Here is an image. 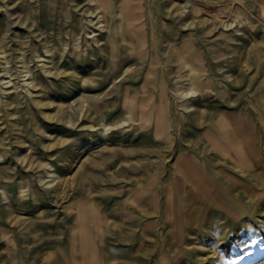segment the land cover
I'll use <instances>...</instances> for the list:
<instances>
[{"label": "rangeland", "instance_id": "rangeland-1", "mask_svg": "<svg viewBox=\"0 0 264 264\" xmlns=\"http://www.w3.org/2000/svg\"><path fill=\"white\" fill-rule=\"evenodd\" d=\"M186 1L130 0L109 33L89 23L85 0H0V264H264V169H245L253 182H239L235 174L243 173L229 166L206 169L239 202L231 214L208 212V198L197 187L190 192L176 166L179 154L226 165L209 139L220 137L221 120L234 129L225 111L245 116L264 91V0H190L184 8ZM232 1L240 11L235 23L249 18L255 27H233L229 35L237 38L228 41L217 16ZM133 11L143 13L144 38L131 36ZM91 30L98 35L88 43L106 50L80 56L75 34ZM190 41L201 73L178 51ZM23 60L37 78L32 83L21 73ZM151 70L157 77L146 76ZM161 74L170 106L157 135L154 123L129 120L122 91H158ZM194 75L208 88L188 100L184 89ZM101 93L102 100L87 103ZM72 102L84 108L74 109L68 123ZM170 189L172 209L183 213L180 225L164 219ZM90 233L93 249L84 242Z\"/></svg>", "mask_w": 264, "mask_h": 264}, {"label": "bare ground", "instance_id": "bare-ground-1", "mask_svg": "<svg viewBox=\"0 0 264 264\" xmlns=\"http://www.w3.org/2000/svg\"><path fill=\"white\" fill-rule=\"evenodd\" d=\"M129 1L130 0H85V4L83 5V8L85 9L84 13L90 15L89 17H93L92 19L88 21L93 26H96V29H106L105 31L109 30V33H110V30L112 28L111 21H113V19L117 15H120L123 13V11L125 10V6L130 8L129 6L131 5L129 4ZM188 3H191V1L187 0L186 4L184 5V8L188 7ZM238 3L239 2L237 1V4ZM239 5H241V3ZM194 6L196 7L195 3L193 7ZM211 6L212 5H210V8ZM221 6H218V7L221 8ZM141 7L142 6L140 5L139 8ZM206 8H209V6ZM219 8H216V9L219 10ZM224 9L222 10L224 11V15L223 14L219 15L220 14L219 13L218 14L219 16H217V20H219V23L221 24L223 32L227 35L226 40L229 41V40H234L237 38L236 34H234L233 36L229 35V32H232L233 27H238L236 29L237 32H240L241 27H245V26L247 27L251 26L253 28L255 27L253 25L252 20L249 18L247 20L243 17L244 19H242L238 23H235L236 19H232V17L235 15L236 17L240 16V11L233 1L230 2V4L226 5ZM142 14L140 12L135 13L133 11V13H129L128 15L129 16V26H130L129 28L131 29L130 32H131V36L133 37V40L144 38L143 31L142 32L139 31V29L142 30L140 27H143L144 25V23L141 20ZM211 16L213 15L211 14ZM263 19H264V16H263ZM185 26H188V24H185ZM87 34L88 36L86 37L81 33V31H78L75 34V42L73 45L74 49L81 50V54H79L80 56L84 54L85 55L88 54L90 56H94L98 53L102 54L104 50H106L105 44H102V46H99L96 48L92 44L88 43V40H87L89 38H94L95 36H97L98 34L96 33V31L91 30L90 32H87ZM250 37L255 38V35H252ZM80 38H82V40L85 39L86 44H81V42L79 41ZM98 41L99 40H97V42ZM103 45H105V47H103ZM142 45H145L144 42ZM46 51L50 52L51 49H47ZM178 51L181 55H183L181 58L183 59L184 64L186 66H189L191 71L195 70V72L197 73H201V71H203V69L200 70L196 67L197 62L200 61L199 60L200 56L195 50L194 42L190 41L188 43L181 45V47L178 48ZM2 52L6 53V50L4 49ZM62 53L65 54L66 50H64ZM39 57L41 58L40 61H44V62L46 61V59L43 56L39 55ZM112 57L115 58V56H112ZM7 62H9L8 59H7ZM29 63L30 62L23 60V70L21 73L24 74L23 76H28L25 79L26 82L32 79L31 81L32 83L34 80H37V78L35 76V73L32 71L31 67L29 66ZM128 69L129 68L127 67L125 71H127ZM9 72H10L9 70L6 71V73H9ZM46 72L50 73V70H46ZM122 73L124 74L123 70L120 71V73L118 74V77ZM155 73L156 71L152 73V70H151L147 73L146 76L153 77V76H156ZM12 75L13 74H10V76ZM116 79L117 78L114 77L112 81L113 85L115 84ZM160 79H161L162 85L160 86V88L157 87L158 91L150 90L149 92H146L142 95L140 94L139 91H135V92L130 91L129 88H124V90L122 91L123 93L122 103H123V107L128 108L127 116L129 117V120H140L142 122L154 123L155 132L157 135L160 134L165 129V124H167V121L169 120V106H170V99L168 98L169 91H168V86L166 84L167 83L166 78L164 77L163 74H161ZM11 81L12 79L9 81H5V83H10ZM159 81H156V82L158 83ZM148 82L149 80L145 79L143 86L146 87L148 85ZM29 84L30 83L28 84L26 83V86H28ZM190 84L191 86H189V88L184 89V95L186 96V98H188V100L192 99L194 94L198 92L199 90H202V89L204 90L205 89L204 86L207 85L206 79H199V77L197 76L193 77L191 79V82L189 81L188 85ZM14 86L15 88H18L17 83H15ZM206 88H208V85ZM104 93H106V91ZM103 94L101 93L100 95H96V96H87L85 97V99L88 100L87 103H92V102L97 103V101L103 99V96H102ZM158 96H160V99H158ZM80 102L84 103L83 100ZM73 103L74 102L70 103L71 113L66 115V118H67L66 122L68 123L69 122L72 123L74 120V119L72 120L70 119L71 117L70 115L72 114V111L74 109L77 108V109L83 110L84 108V104L82 103H80L76 108L74 107ZM250 103L252 106V110L250 111L249 109L244 108L246 110L245 116L242 115L241 109L240 110L238 109L237 117H236V113L235 114L232 112L230 113L228 110L225 111L224 116L231 119V122H233L231 126H235L234 129H231L229 131L228 126H227L228 124L226 123V121L221 120L217 123L219 129L221 130L220 137L213 136L211 139H209L212 144L210 147V150L214 153V155L217 158L226 159V162H224V164H226L225 166H216L219 162H217L216 159L205 157V155L199 157V155L197 154H193V155L179 154L177 157V161H176L177 171L182 175V180L186 183L191 182L192 185L188 189L190 192H194L193 191L194 187H197V189L203 192V195H202L203 199L205 197L208 198L209 200V205L207 206L208 212H211L213 209H223L227 213H231L233 210L236 211V209L239 206V202H237L235 198L231 197L222 186L220 185H219L220 187L216 186L215 182L213 181L212 177H210V175L207 173L206 169L208 170L214 169V170H219L221 172H226L227 166L232 167V169L233 168L238 169L243 174L238 175L237 177L236 174L232 172V175L235 174V178H237L239 182L242 181V178H245L243 180H249L247 178V174H245V169H249L254 165H256L255 166L256 168H259L261 166L260 168L264 169V91L260 92L256 100L251 99ZM102 114L105 115V111H102ZM233 114L235 116H233ZM209 132H213V131L209 130ZM235 134H239V135L237 136ZM250 136H254V139L252 140ZM1 156L3 155L0 154V157ZM249 182H253V181L249 180ZM260 182L264 183L263 178L262 179L259 178L258 184ZM178 183L179 182H176V186H178ZM170 192H172V189L166 192V196L164 199L165 213H166V216H164V219L170 220L172 221V223L174 222L176 225H180V223H182L183 221V217H182L183 213L179 212L178 210L175 211L174 209H172L173 201H172V197L170 196V194L172 193ZM3 194L4 196H6V199H11L10 193L7 192L6 190L3 191ZM20 196L23 197L22 195ZM151 198L153 201L152 202L153 209L158 210V206L160 208V205H161L159 195L157 193H153L151 195ZM135 209H137V206L135 207ZM137 215L139 217L140 214L137 213ZM138 217L136 218V222H138L139 220ZM181 227H182V224H181ZM94 234L96 237H99L101 233H94ZM92 235L93 233H90L89 235L85 236L84 242H87L89 239V242L91 243V247L93 249L95 248V244H94V239L92 238ZM16 245H17V242H16Z\"/></svg>", "mask_w": 264, "mask_h": 264}]
</instances>
